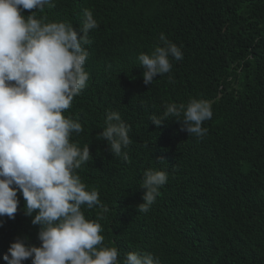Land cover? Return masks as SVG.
Masks as SVG:
<instances>
[{
  "label": "trees",
  "instance_id": "1",
  "mask_svg": "<svg viewBox=\"0 0 264 264\" xmlns=\"http://www.w3.org/2000/svg\"><path fill=\"white\" fill-rule=\"evenodd\" d=\"M54 4L36 17L79 31L89 9L99 25L85 45L87 87L63 114L84 129L71 141L89 145L91 159L77 172L109 212L82 211L101 224L105 246H115L121 261L141 252L160 264H264V0ZM161 33L183 59L172 60L171 72L146 86L138 56L151 54ZM192 99L207 102L213 113L202 125L208 129L203 138L181 131L175 117L159 127L150 121L165 105ZM109 111L130 126L128 162L111 154L99 135ZM147 169L167 172L168 181L142 213L137 206ZM18 199L15 219L0 218V264L18 236L40 246L38 226L24 215L19 193Z\"/></svg>",
  "mask_w": 264,
  "mask_h": 264
},
{
  "label": "clouds",
  "instance_id": "2",
  "mask_svg": "<svg viewBox=\"0 0 264 264\" xmlns=\"http://www.w3.org/2000/svg\"><path fill=\"white\" fill-rule=\"evenodd\" d=\"M54 0H0V218L15 219L18 193L23 213L38 226L40 246L16 237L3 260L6 264H160L150 253L129 252L123 261L115 246H105L104 229L97 220L86 219L82 207L109 209L97 190H87L77 170L91 159L89 145L82 149L71 141L84 131L82 124L63 113L87 87L90 79L84 65L89 53L88 33L99 25L93 12L84 10L83 27L77 31L68 22H45L36 11L54 7ZM28 10L29 15H23ZM34 10V11H33ZM160 45L151 54L138 56L143 84L172 70V60L183 59L181 48L161 33ZM171 81V76H169ZM162 115L150 121L159 127L175 117L180 130L203 138V123L212 118L210 105L190 100L187 105H165ZM130 126L115 111L106 113L99 133L108 151L128 162L133 143ZM168 181L165 171L143 173L142 203L147 213ZM103 218V216H101ZM3 220L0 219V226Z\"/></svg>",
  "mask_w": 264,
  "mask_h": 264
}]
</instances>
